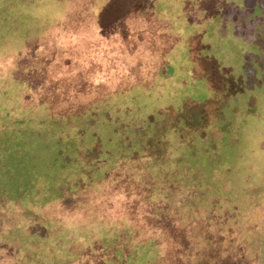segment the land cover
Here are the masks:
<instances>
[{
	"label": "rangeland",
	"instance_id": "374dc122",
	"mask_svg": "<svg viewBox=\"0 0 264 264\" xmlns=\"http://www.w3.org/2000/svg\"><path fill=\"white\" fill-rule=\"evenodd\" d=\"M192 1L0 0V110L9 109L13 116L34 110L43 116L28 123L32 127L29 133L35 137L31 151L53 185L55 174L69 171L75 159L89 162L95 157L94 165L85 171L89 180L95 179L99 173L105 174L103 161L117 167L124 154L121 145L127 147L128 142H138L141 137L163 139L167 129L182 125L179 111L194 102L188 92L192 89L187 88L192 81L189 78L204 79L201 75H207L211 81L220 71L225 76L222 84L232 87L233 94H228L229 88L215 89V98L225 99L227 108L234 107L225 135L246 138L248 131L250 134L249 139L232 143L245 153L242 162L253 165L239 171L237 180L239 185L240 181L243 185L251 179L255 182L264 163V60L249 58L254 66L246 64L247 48L242 45L240 52L231 47L224 21L238 17L244 33L256 27L259 35H264V0L258 3L263 17L235 11L224 18L227 11L216 4L220 0L204 2L207 5L201 2L202 6ZM190 13L196 18L191 23L185 19ZM168 65L174 75L163 80L160 75ZM249 79L255 81L247 85L251 89L243 85ZM24 97L33 101L25 102ZM195 99L200 105L205 97ZM188 113L195 115V109H188ZM161 116L168 118L159 126L156 122ZM215 116L217 122L223 118ZM185 142L191 150L195 140L187 138ZM71 145L81 149L72 152ZM210 147L215 149L214 144ZM29 161L27 156L21 160ZM248 169L252 171L247 173ZM5 177L1 169L3 191L9 188ZM59 193L54 191V195ZM8 194L4 202L16 203L23 214L8 228L14 238L21 240L24 230L26 236L38 241L47 234L43 223L55 222L63 215L54 206L57 216L50 213L52 208L44 203L49 202L46 194L45 198L32 191ZM33 194L44 203L39 209L27 207ZM72 196L70 192L67 195L68 206L76 201ZM14 243L18 246L20 242Z\"/></svg>",
	"mask_w": 264,
	"mask_h": 264
},
{
	"label": "trees",
	"instance_id": "16d2710c",
	"mask_svg": "<svg viewBox=\"0 0 264 264\" xmlns=\"http://www.w3.org/2000/svg\"><path fill=\"white\" fill-rule=\"evenodd\" d=\"M206 1L192 2L200 5ZM221 1L216 4L227 11L222 18L235 11L263 17L258 12L259 0ZM185 19L190 23L196 20L191 13ZM224 22L231 47L240 52L242 45L247 48L246 54L242 53L246 64L254 66L249 58L264 60V35H259V28H248L244 33L240 18ZM172 69L171 65L163 69L161 78L170 79ZM201 77L206 81L189 78L192 81L187 88L192 89L188 92L194 102L179 111L181 132L172 126L163 139L141 137L138 142H128L127 147L121 145L124 154L117 167L113 169L111 161L105 159V174L90 180L85 171L89 172L95 157L89 162L75 159L69 171L55 174L53 185L31 151L35 137L29 133L32 127L28 123L43 116L34 110L16 112L15 116L9 109L0 110V170H5L4 184L9 186L5 191L2 184L0 188V264H264V163L255 182L251 179L247 186L240 181L239 185L238 172L253 165L242 162L245 153L232 143L249 139V131L246 138L225 135L234 107L227 108L225 99L215 98V89L229 88L231 95L232 87L222 84L225 76L221 71L211 81L207 75ZM254 82L249 79L243 85L250 87ZM202 95L205 99L199 105L195 97ZM24 98L25 102L33 101ZM188 109H195V115L190 117ZM215 115L223 118L217 122ZM167 118L161 116L156 124L163 125ZM187 138L195 140L191 150L185 145ZM210 144L215 145L214 150ZM75 149L81 148L74 145L70 151ZM136 154L139 157H132ZM26 156L29 163L21 162ZM16 189L38 192L41 197L46 194L49 202L44 203L52 208L50 213L57 216L54 206L63 214L55 222L43 223L47 234L38 241L26 236L24 230L21 240L9 234L10 223L23 218L17 216L23 214L16 203L4 202ZM54 191L61 193L57 196ZM69 192L76 200H70L75 202L71 206L67 204ZM38 194L32 195L27 207L44 205L38 202Z\"/></svg>",
	"mask_w": 264,
	"mask_h": 264
}]
</instances>
